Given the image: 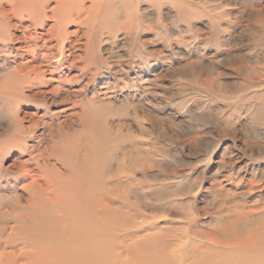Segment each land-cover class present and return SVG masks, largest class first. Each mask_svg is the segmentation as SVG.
Instances as JSON below:
<instances>
[{
	"label": "rangeland",
	"instance_id": "374dc122",
	"mask_svg": "<svg viewBox=\"0 0 264 264\" xmlns=\"http://www.w3.org/2000/svg\"><path fill=\"white\" fill-rule=\"evenodd\" d=\"M54 1L45 16L1 21L0 198L24 205L18 160L34 173L57 126L83 132L88 107L100 109L87 131L106 143L115 220L129 218L112 232L115 252L169 242L199 259L225 217L264 222V0H77L63 37L46 35ZM33 62L40 74L12 80Z\"/></svg>",
	"mask_w": 264,
	"mask_h": 264
},
{
	"label": "bare ground",
	"instance_id": "6f19581e",
	"mask_svg": "<svg viewBox=\"0 0 264 264\" xmlns=\"http://www.w3.org/2000/svg\"><path fill=\"white\" fill-rule=\"evenodd\" d=\"M45 1L7 0L8 9L0 5V25L2 19H10L11 12L21 18L20 22L30 21L37 15L45 16ZM54 2L49 9L51 15L46 16L54 23L46 35L58 28V36L63 37L65 24L78 17L81 3L77 0ZM22 37V42L29 46L35 43L36 36L23 32ZM41 39L46 44L47 39ZM38 58L47 60V55L41 53ZM32 61H37V58ZM40 69L34 62L19 67L15 69L12 80L17 84L27 82L31 74H40ZM56 89L54 87L52 91ZM99 111L97 108H85L81 116L83 132L74 130L67 135L57 126L56 139L49 149L44 147L45 150L40 149L36 157H32L34 163L41 162L35 163L34 173L27 166L28 160H18L16 169L24 179L31 180L23 185V188H29V195L24 205L18 204L19 194L13 201L7 200L9 203L0 198V264H264V222H259L261 216L254 218L243 212L225 217L226 223L219 228L222 238L210 237L209 250L202 252L199 259L189 257L191 250L188 248L173 252L169 242L163 243L164 248H145L141 253L128 252L127 248L123 249L124 253L115 252L112 232L120 221L117 222L114 216V184L111 183L116 179L108 170L106 143L92 139V132L87 131L95 128L93 116ZM83 134L89 136L88 140L79 143ZM50 156L65 167V172H59L54 165H47L46 160ZM50 171L57 172V179L49 175ZM15 187L12 185L11 192ZM124 220L129 218L124 216ZM194 251L199 252L198 249L192 250V254Z\"/></svg>",
	"mask_w": 264,
	"mask_h": 264
}]
</instances>
